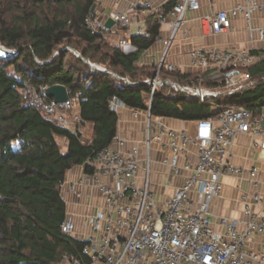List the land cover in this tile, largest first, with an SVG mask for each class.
Returning <instances> with one entry per match:
<instances>
[{
    "label": "built area",
    "instance_id": "obj_1",
    "mask_svg": "<svg viewBox=\"0 0 264 264\" xmlns=\"http://www.w3.org/2000/svg\"><path fill=\"white\" fill-rule=\"evenodd\" d=\"M199 8V0H177L169 10L149 0H134L125 10H110L102 20H92L90 16L86 23L92 33L106 37L114 25L130 24L132 16L144 20L152 17L159 25L156 42L160 40L164 45L154 73L131 79L110 70L124 83L147 86L150 95L165 88L169 96L181 93L210 103L211 99L255 88L258 83L264 85V0H240L231 8L199 18L203 36L224 33L234 19L241 18L249 36L246 47L192 48L190 66L200 70L195 73L198 76L183 82L164 74L182 73L165 60L166 53L176 39H187L185 15ZM108 17L115 23L109 28L104 24ZM163 26H167L165 38L160 36ZM145 28V24L137 27L135 34L142 35ZM113 45L125 54L136 50L127 37ZM7 52L14 54L15 50L0 43V56H10ZM258 65H263V69L253 74L252 68ZM47 86H29L22 91V99L60 127L79 132L78 95L54 102L47 99ZM262 92L260 101L264 102V89ZM108 106L115 112L127 107L116 96L109 99ZM140 115L144 117L140 140L116 132L109 145L85 160L80 176L60 184L61 191L66 188L75 196L86 194L94 199L92 204L87 203L92 210L82 215L78 230L72 214L66 213L60 227L62 233L85 241L80 254L92 264H264V252L247 247L254 235L264 236V212L260 215L254 209L264 204L263 197L257 192L240 194V229L234 218L224 216L218 218L223 229H216L210 211L213 199L222 192V178L246 177L254 187L258 185L259 169L232 163L231 147L238 136L248 134L257 149L264 152V128L260 124L264 114L229 104L210 117L178 129L151 116L149 109H132L134 119ZM155 163L166 169L159 174L166 177L160 182L163 188L159 194L152 186ZM176 178L179 183L174 182ZM168 187L172 188L170 194L165 193ZM53 264L81 261L75 254L65 253Z\"/></svg>",
    "mask_w": 264,
    "mask_h": 264
},
{
    "label": "trees",
    "instance_id": "obj_2",
    "mask_svg": "<svg viewBox=\"0 0 264 264\" xmlns=\"http://www.w3.org/2000/svg\"><path fill=\"white\" fill-rule=\"evenodd\" d=\"M5 1L6 10L0 11V43L16 52L0 56V264H53L65 253L75 254L81 264H92L80 254L85 241L61 231L67 205L60 184L69 169L81 166L111 143L118 124L117 112L108 106L112 96L127 107L149 109L153 117L186 122L210 117L229 104L255 113L264 105L261 83L201 103L181 93L169 96L165 88L150 95L147 86L92 70L81 58L136 78L137 61L159 35V25L151 16L145 19V33L128 38L136 50L125 54L101 33H92L86 23L90 16L94 19L91 9L96 0ZM176 1L167 0L163 6L169 10ZM61 46L75 49L81 57L67 58L69 50L54 55ZM262 66L252 68V73L257 74ZM164 74L183 82L198 76L177 71ZM53 84L64 85L69 97L78 95L79 123L92 126L89 141L81 139L80 131L60 127L22 99V91L29 86ZM59 140H66L64 149Z\"/></svg>",
    "mask_w": 264,
    "mask_h": 264
},
{
    "label": "crops",
    "instance_id": "obj_3",
    "mask_svg": "<svg viewBox=\"0 0 264 264\" xmlns=\"http://www.w3.org/2000/svg\"><path fill=\"white\" fill-rule=\"evenodd\" d=\"M134 0H123L120 3H116L115 0H96L94 4V18L96 20H102L110 10L119 9L125 10L128 8L129 4ZM153 5L160 6L163 5L167 0H149ZM240 0H199L200 8L195 11L187 12L185 15L186 27H187V39H176L174 43L171 44L166 53V61L173 64L182 73H196L200 70L192 68L190 66V54L189 52L192 48H203L208 46L219 47V48H236L241 49L246 47L249 41V36L245 30L244 20L241 18H236L232 21L230 28L224 33L203 36L200 28L199 18L202 16H207L227 8H231L236 5ZM146 26L145 20L139 19L137 16L131 17L130 24L126 26L114 25L111 32L106 35L105 38H111L114 41H118L121 37L129 38L132 34H135L137 27L144 25ZM160 36L165 38L167 36V26H163L160 32ZM164 45L162 41L155 42L151 47L144 50L141 57L137 61L136 65H139L143 59L144 54L152 55L153 63L157 64L161 57ZM157 61V62H156ZM131 107H123L118 112V124L117 133L124 135L133 140H140L142 138L141 128L143 127V115H140L137 119L132 117ZM264 114V108L259 107L256 114ZM160 120L170 127L173 128H183L188 126L189 122L183 120H174L171 118L161 117ZM84 129H90V135L92 132L91 124L87 123L81 125L80 132L83 133ZM66 146V140H64V148ZM63 148V149H64ZM231 161L237 166L241 167H257L259 173L257 175L258 185L254 187L249 183L248 179L245 178H235V177H224L222 178L223 189L221 194L213 199L211 204V215L214 220V226L218 230H222V226L218 223L219 216H224L228 218H234L238 222V228L242 227L241 220L242 216V204L239 200L241 193L245 192H257L261 197L264 198V152H260L257 146L253 144L252 138L248 134L240 135L237 137L236 142L231 147ZM193 160L195 156L193 155ZM153 169L155 170L152 174V186L154 190L159 194L161 192L160 182L166 177L165 175H159L161 172L166 171L164 167L158 163L153 164ZM82 173V165L75 166L67 171L65 176V183L74 181ZM178 178L174 180L175 183H179ZM172 188H166L165 193L170 194ZM61 196L67 205V213H71L73 221L76 224L78 230L82 215L92 208L89 206L88 202L93 203L94 199L88 197L86 194L82 196H75L68 189L64 188L61 191ZM255 212L262 214L264 212V204L255 206ZM76 238L75 236H72ZM247 247L254 249L259 252H264V236L254 235L247 242Z\"/></svg>",
    "mask_w": 264,
    "mask_h": 264
},
{
    "label": "water",
    "instance_id": "obj_4",
    "mask_svg": "<svg viewBox=\"0 0 264 264\" xmlns=\"http://www.w3.org/2000/svg\"><path fill=\"white\" fill-rule=\"evenodd\" d=\"M94 10H95L94 5H92L91 14H93ZM104 24H105L106 27L109 28L112 25H114L115 23H114V21H113V19L111 17H108V18L105 19ZM64 50H69L76 57H81L78 51H75L74 49L69 48L67 46H61V48H59L57 51H55L54 55L60 54ZM7 53H8V55H12L13 54V52L12 53L11 52H7ZM81 58L93 70L96 69V70H99V71H101L103 73H108V74H111V72H112V71L107 70V69H101V68H99L96 64L90 63L84 57H81ZM48 62H50V60L45 61V63H48ZM45 91H46V96L49 97V98H52L54 102H62V101H65L69 97L68 91L66 90V88H65L64 85H59V84L48 85L46 87V90ZM260 124H261L262 128H264V115L262 116V119L260 121Z\"/></svg>",
    "mask_w": 264,
    "mask_h": 264
},
{
    "label": "rangeland",
    "instance_id": "obj_5",
    "mask_svg": "<svg viewBox=\"0 0 264 264\" xmlns=\"http://www.w3.org/2000/svg\"><path fill=\"white\" fill-rule=\"evenodd\" d=\"M6 1L5 0H0V11L2 9L5 8L6 10ZM5 17L8 16L7 14L4 15ZM4 17V18H5ZM107 40L109 42H111L112 44L114 43V40H112L111 38H107ZM75 50V49H74ZM76 51V50H75ZM67 58L71 59V58H76L75 55L70 51ZM153 59H152V55L151 53L149 54H144L143 56V59L141 60V62L139 63V65H137V68H138V75L136 78H144L146 75H151L152 73H154V70H155V67H156V64L152 62ZM157 62V61H156ZM98 65H101L103 67H105L106 69H108L106 67L105 64H102V63H99V62H94ZM90 67V66H89ZM91 68V67H90ZM92 69V68H91ZM93 70V69H92ZM115 72V71H114ZM165 92H167V89H164ZM262 108H264V105L262 106ZM141 131H142V134L144 133V126L141 128ZM88 135H90V129H84L83 130V133L81 134V139H83L84 141H89V137ZM59 144H60V147L61 149L64 148V141L63 140H59ZM157 197V194L155 195ZM75 233V232H74Z\"/></svg>",
    "mask_w": 264,
    "mask_h": 264
}]
</instances>
